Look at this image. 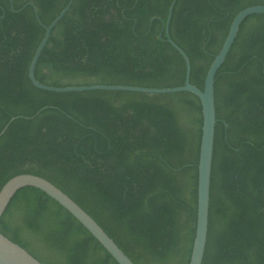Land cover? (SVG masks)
<instances>
[{"label":"trees","instance_id":"trees-1","mask_svg":"<svg viewBox=\"0 0 264 264\" xmlns=\"http://www.w3.org/2000/svg\"><path fill=\"white\" fill-rule=\"evenodd\" d=\"M66 2L0 0V187L16 173L42 175L81 205L134 264H188L200 100L188 90L35 86L28 66L44 32L41 22L48 24ZM170 2L72 0L51 29L35 76L54 85L182 84L185 62L164 25ZM254 3L264 0H175L168 32L189 57L192 83L203 86L233 15ZM214 99L201 264H264V12L240 22L216 72ZM0 231L44 264H119L36 186L14 192Z\"/></svg>","mask_w":264,"mask_h":264},{"label":"water","instance_id":"water-1","mask_svg":"<svg viewBox=\"0 0 264 264\" xmlns=\"http://www.w3.org/2000/svg\"><path fill=\"white\" fill-rule=\"evenodd\" d=\"M72 0H67L65 5L60 9L56 16L48 23L43 24L44 32L36 45L31 56L28 66V76L31 82L43 89L67 91V90H83V89H126L148 92H165L188 90L196 94L201 105V134L197 161V203L194 237L190 252L188 264H201L205 250L207 231H208V215H209V198H210V179L213 155V142L215 131V99H214V81L216 72L226 57V54L236 36L240 22L243 18L253 12H264V3L249 4L239 9L232 17L227 34L218 50L211 60L204 80L203 86L199 87L189 80L190 60L185 50L174 41L168 32V23L175 0H171L168 7L167 19L165 21V31L168 41L181 53L185 62L184 81L182 84L172 86H143L137 84L125 83H88V84H65L54 85L40 81L35 76V65L39 54L44 47L52 27L63 16L69 8ZM26 3H31L30 1ZM22 7V6H21ZM20 9V8H18ZM36 17L38 14L34 7ZM36 186L55 200L63 205L71 212L105 247V249L114 257L119 264H134L131 258L123 251V249L114 241V239L104 230V228L70 195L63 191L59 186L50 181L48 178L32 173L20 172L10 176L0 187V216L6 208L11 196L14 192L24 186ZM0 264H44L28 252L23 246L13 241L0 231Z\"/></svg>","mask_w":264,"mask_h":264},{"label":"rangeland","instance_id":"rangeland-1","mask_svg":"<svg viewBox=\"0 0 264 264\" xmlns=\"http://www.w3.org/2000/svg\"><path fill=\"white\" fill-rule=\"evenodd\" d=\"M215 184H216V187L215 188L213 187V191H218V189H219V187H218V180L216 181Z\"/></svg>","mask_w":264,"mask_h":264}]
</instances>
